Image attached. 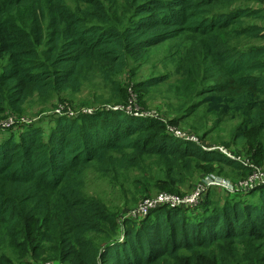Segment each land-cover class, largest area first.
<instances>
[{"label": "trees", "instance_id": "1", "mask_svg": "<svg viewBox=\"0 0 264 264\" xmlns=\"http://www.w3.org/2000/svg\"><path fill=\"white\" fill-rule=\"evenodd\" d=\"M76 1L83 6L0 0V117L26 114L35 95L52 106L68 96L80 107L125 103L123 73L140 68L154 48L198 37L202 62L181 82L193 101L211 96L168 122L176 126L202 108L215 126L230 115L242 157L264 169V9L255 4L262 0ZM167 79L135 83V91L142 101ZM136 116L103 107L0 132V264H264V186L236 196L210 189L195 215L160 207L120 221L83 194L89 169L137 168L144 196L177 195L202 170L251 175L217 149L179 142L165 121Z\"/></svg>", "mask_w": 264, "mask_h": 264}, {"label": "rangeland", "instance_id": "2", "mask_svg": "<svg viewBox=\"0 0 264 264\" xmlns=\"http://www.w3.org/2000/svg\"><path fill=\"white\" fill-rule=\"evenodd\" d=\"M67 3L71 7H75V5L83 6L76 0H67ZM255 4L264 9V0H262V3ZM254 22L259 21L255 20ZM262 24L264 26V22ZM253 43V41H250V44ZM259 43H264V41L260 40ZM203 45L204 41L198 37L184 36L150 50L140 68H134L133 71L128 70L122 74L119 78L120 80L117 79L120 88L127 92V98L123 99L124 101L126 100L125 103L96 107H80L82 104H79V101L73 99V96H68L70 99L67 101L56 99L52 106L50 104H45V100L35 95L24 106V109L27 110L26 114L17 115L8 113L1 116L0 119L12 118L17 120L18 123L12 128V130H14V132H19L21 127L29 125L33 126L34 124H37V122L43 123V120L47 117L53 116L60 118L67 116L73 118L80 114H93L104 107L106 110L123 111L127 115L131 114L129 116H134L136 114L138 116H136V118L140 117L142 119L163 120L167 123V126L176 129L181 135L186 137L194 136L197 138L199 142L196 145L200 147L205 146L213 148L223 147L225 145L228 148H225V146L224 148L234 155L238 153L237 155L240 154V156H248L245 146L242 143L235 141L236 125L230 115H226L224 121H221V123L215 126L209 116L208 109L202 108L199 109L200 111L198 110L199 112L197 111V113L185 117L184 121L176 126L171 125L168 122V120L171 121L186 114V108L191 106L197 100H202V98H209L211 96H195L196 99L193 101L189 92V87L185 84L183 86L181 82L182 76H185L186 72H189V70L193 68L194 64L202 62L203 53H197V49L200 50ZM206 67L207 64H204L201 74L203 73V70H206ZM161 75L167 76V81L159 86L151 88L141 101L140 96H138L135 91V83L140 84ZM94 84H101V81L96 79ZM179 88L182 89L179 90ZM80 98L81 96L79 95L78 100ZM131 101L133 102L132 104ZM111 106H114V108ZM44 127L45 131L48 132L49 128H47L48 125L46 123H44ZM7 132L6 134H8ZM172 136L178 141L180 140L179 142H187L184 140L185 138H179L174 135ZM148 165L149 164H147V166ZM99 173L100 172L95 169H89L84 172L81 177L83 182L81 190L85 196L104 204L111 214L117 216L119 221L139 206L143 200L148 199V197L154 198V196L156 197L159 194L167 192H152V195L144 196L141 191L143 187L140 184L142 177L137 168H132L129 169V172L123 171L119 174L112 173L103 175ZM209 174V171L202 170L195 178L193 177L196 174L191 175L189 181L185 182L184 185L178 186L179 194H177V196L186 197L192 194L195 186L201 178L208 176ZM210 175L217 177L218 175L222 176L221 178L227 179L230 182L233 181V183H238L239 181H244L248 178H242L239 173H235L230 169L225 170L223 175H220L219 170L212 172ZM167 180L168 179L164 182ZM221 193L222 192H216V194ZM232 196L236 195L232 194ZM206 200L207 198H204V196L201 197L199 203L193 208L188 207V211L186 212L193 215L202 212V205ZM49 261L50 260H48V263ZM53 261L54 263L59 262L58 259H53ZM40 262L36 264L43 263ZM66 263H68V261H66Z\"/></svg>", "mask_w": 264, "mask_h": 264}, {"label": "built area", "instance_id": "3", "mask_svg": "<svg viewBox=\"0 0 264 264\" xmlns=\"http://www.w3.org/2000/svg\"><path fill=\"white\" fill-rule=\"evenodd\" d=\"M132 103L133 102L131 101V104ZM17 123L18 121L12 118L0 119V132H7L11 130L13 127L17 125ZM167 130L169 134H172L179 138H185L184 140L187 142H191L195 144L199 142V140L194 136L186 137L184 135H181L176 129L171 128L170 126H168ZM202 148L206 151L217 149L223 154H225L227 157L231 158L232 160L241 162L245 166H248L252 169L251 175L246 180L239 181L238 183L235 182L233 183V181L230 182L227 179L221 177L208 175L201 178V180L195 186L192 194L186 197H179L177 195L167 194V193L159 194L158 196L152 199L150 198L143 200L139 204V206H137L135 209L129 212L125 217L130 218L132 220H141L147 217L151 211L160 207H170L173 209L188 208V207L193 208L199 203V199L203 197L208 190L213 188L216 189L218 188L221 191H226L233 195H239V194L249 193L258 187L264 186V170L259 168L258 166H255L250 161L246 160L244 157L234 155L224 147L208 148L202 146ZM44 264H62V263L47 262Z\"/></svg>", "mask_w": 264, "mask_h": 264}]
</instances>
